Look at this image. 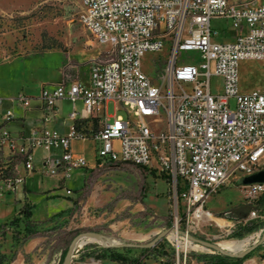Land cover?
Returning <instances> with one entry per match:
<instances>
[{"label":"built area","instance_id":"1","mask_svg":"<svg viewBox=\"0 0 264 264\" xmlns=\"http://www.w3.org/2000/svg\"><path fill=\"white\" fill-rule=\"evenodd\" d=\"M81 3L82 22L108 47L93 61L88 83L77 80L42 87L46 113L29 134H13L8 122L15 111L4 104L12 100L27 108L31 96L21 92L10 99L0 97V198L17 192L25 182L20 166L27 172L35 170L39 148L45 151L43 168L50 175L62 171L69 177L75 168L88 166L86 155L75 151L72 143L92 138L100 165L119 161L151 166L156 160L167 169L182 202L171 233L194 243L190 234L217 222L206 207L209 197L231 177L264 168V0ZM167 43L172 52L158 83L143 69L142 57ZM183 49L200 50L202 60L180 59ZM243 60L261 63V83L249 90L241 89ZM231 97L236 98L235 107ZM61 98L73 102L67 133L47 124ZM78 99L84 103L81 110L76 107ZM111 99L122 103L126 116L99 113ZM90 116L99 121L92 132L77 122ZM164 120L168 129L156 132L153 125ZM242 185L249 203L264 192V182ZM187 255L185 250L184 264Z\"/></svg>","mask_w":264,"mask_h":264},{"label":"rangeland","instance_id":"2","mask_svg":"<svg viewBox=\"0 0 264 264\" xmlns=\"http://www.w3.org/2000/svg\"><path fill=\"white\" fill-rule=\"evenodd\" d=\"M81 13V0H0V97L10 99L18 90L28 95L31 85L49 82L42 80L50 79L53 66L61 57L43 50L60 48L80 60L106 51L107 45L96 40L82 22ZM171 52L172 45L167 43L162 50H149L143 55V69L155 82H162ZM179 58L201 61L202 52L183 49ZM81 67L85 76L87 67L84 64ZM241 72L246 86L257 84L261 76L256 62L248 63ZM8 103L11 105L8 108L14 106L12 100ZM231 106H236L235 97H231ZM14 111L18 114L19 109ZM99 113L126 116L127 110L122 103L111 99ZM162 116L165 117L164 112ZM153 127L156 132L168 129L166 120ZM87 141L77 149L91 160L96 153L95 142L91 138ZM114 146L119 150V141ZM44 154L43 148L36 150L35 174L27 176L26 186L22 184L17 192H8L0 198V264H60L67 235H76L72 240L76 241V247L70 264H176L178 261L184 264L185 250L188 251L186 264H203L222 255L220 250L199 241L186 244L177 233H171L176 216L182 211V202L175 194L173 179L163 176L168 171L160 162L155 160L146 168L131 162L79 167L63 178V187L49 188L39 182ZM239 179L231 177L206 203L227 224H206L194 235L217 242L226 250L229 249L226 243L243 241L244 248L236 252L252 247L246 258L261 260L264 259V192L249 203ZM67 188L72 192L68 193ZM253 225L242 237L234 236L235 231ZM32 231L40 234L31 236ZM87 231L107 235L118 244L110 246L107 239L83 236ZM164 231L167 232L161 235ZM92 250L106 255L100 258L86 255ZM110 250L127 255L129 260H113L108 255Z\"/></svg>","mask_w":264,"mask_h":264},{"label":"crops","instance_id":"3","mask_svg":"<svg viewBox=\"0 0 264 264\" xmlns=\"http://www.w3.org/2000/svg\"><path fill=\"white\" fill-rule=\"evenodd\" d=\"M222 36L226 37V36H224V34ZM107 47H108V45L106 46V49H107ZM43 51H46L50 54H55V53L59 54L61 59L59 60V62L54 64L53 75L50 76V79L49 80H42V81H49V82H47V83L42 82L40 84H34V85H31L29 87V94L28 95L31 96L30 106H28L27 108H22V106H20L19 104H16V103L13 104L14 106L12 108L13 109L18 108L19 112H18V114L15 112V117L8 122V127L11 129L13 134L17 135V136L29 134L32 127H34L37 124L40 125V122L46 113V110L43 107V103L40 99V93H41L43 86H54L57 83H63V82L67 83V85H69L70 83L77 81V80L88 83L89 79H90V69H91V65H92L93 61L96 58L103 56V53H104V52H100L96 55L89 57L86 60H80V59H76L75 57L74 58L71 57V55L67 51L62 50L60 48L47 49V50H43ZM13 57H15V56H13ZM8 59H11V58H8ZM250 62L258 63V70L260 71L261 76H260V79L257 82V84L246 86L244 79H243V76H242V72H241V89L242 90H249L253 87L259 86L261 83L262 71H261V63L259 61L243 60L241 62V70L246 69L248 63H250ZM81 64H84L87 67V71H86L85 76H83L81 73V68H82ZM21 92L22 91L18 90L16 92H13V94L14 93H21ZM22 93H24V92H22ZM5 105L7 106L6 108L11 106L10 103H8V101ZM83 106H84L83 100L78 99L76 102V107L78 108V110H81L83 108ZM55 108H56V111L52 113V117L47 124L50 127L57 128L62 133H67L70 130V127L72 124V119L70 118L69 113L73 109V102L69 98H61V99L57 100ZM77 122L79 123V127L81 129L88 131V132H92L94 129L99 127L98 119L96 117H93V116L83 117V118L81 117L79 120H77ZM87 140H75V141H73V143H72L73 149L77 152H81V153L85 154L84 151L78 150L77 147L80 144L86 145V143L88 142ZM94 142H95V146H96V141L94 140ZM95 150H96V148H95ZM88 161H89L88 166L93 165V164H99L96 153H95L94 158H91V160H88ZM84 167H87V166H84ZM19 169L21 170V172H23L25 174L26 178H27V176H33L35 174V172H34L35 170H33L31 172H27L23 166H20ZM39 171L41 172V174H43L42 180L39 181V182H41V185H43V187H46V185L49 188L63 187V180H64L63 178H66V177H64L62 171H60L56 175L48 174L43 168L42 159H41V169ZM26 178H25V182L23 183L24 187L26 186ZM60 181H61V184H59ZM36 235H38V234H36ZM31 236H34V235H31ZM82 257L85 258L86 255L82 256ZM113 260H115V259H113ZM118 261H120V260H118ZM95 263H98V262H94V264ZM99 264H102V263H99ZM241 264H264V259L258 260L256 258H246L242 261Z\"/></svg>","mask_w":264,"mask_h":264},{"label":"trees","instance_id":"4","mask_svg":"<svg viewBox=\"0 0 264 264\" xmlns=\"http://www.w3.org/2000/svg\"><path fill=\"white\" fill-rule=\"evenodd\" d=\"M78 125H79V123H78ZM108 163L109 164H116V165H119L120 164L119 161H117V162L109 161ZM139 166H143V165H139ZM143 167L146 168L148 166H143ZM163 176H166L168 180H172V176L169 173H167V174L166 173H163ZM178 191H180V186L179 185H178ZM253 227H254V225L253 226H248L246 228L244 227L245 228L244 230L243 229H239V230H237V231L234 232V236L242 237L245 234V232L251 231L253 229ZM39 233L40 232H38V231H32L30 234L31 235H36V234H39ZM77 233H79V232H77ZM75 236L76 235H74L72 237H68V235H67L66 241L68 243L64 246V248H62V260H61L60 264H62V262H63V260L65 258V255H66V253H67V251H68V249L70 247L71 241L75 238ZM69 240H70V242H69ZM109 248L110 247L105 248V249H109ZM159 252H161V253L164 254L163 251H159ZM220 252H221L220 254H222V255H218V257L216 259H214V258L212 259L211 258V259L205 261V263H203V264H241L242 261L251 254V252L248 251L245 256L239 257L237 255H232V254L224 253L222 251H220ZM104 254H105V252L98 253L97 251L92 250V251L88 252L86 255H88V256H94L96 258H100ZM108 255L112 259L120 260V261H123V262H127L129 260V257L127 255H125V254H123V253H121L119 251H115V250H110L108 252ZM137 263H139V262H137Z\"/></svg>","mask_w":264,"mask_h":264},{"label":"water","instance_id":"5","mask_svg":"<svg viewBox=\"0 0 264 264\" xmlns=\"http://www.w3.org/2000/svg\"><path fill=\"white\" fill-rule=\"evenodd\" d=\"M240 183L242 184H246V183H252V182H257V181H260V182H264V168L263 169H260L258 171H255L253 173H250V174H247V175H243L242 177H240L239 179ZM172 230H175V225H173V227L170 229V231ZM167 231H164L163 233H161V235H164ZM181 233H184V231L180 230ZM84 235L83 236H92L94 238H101L103 240L107 239L109 240L108 241V244L111 246V245H114V244H118V242L116 240H113L111 239L109 236L107 235H102L101 233L99 232H96V231H87L85 233H83ZM189 237L193 240V241H199V242H202L204 244H206L207 246H210V247H213L215 249H218L224 253H228V254H232V255H237L239 257H243L246 255V253L252 248H248V249H245L243 251H240V252H231L229 250H226V249H223L221 247V245L217 242H214V241H210L208 239H202V238H198L196 237L195 235H192L190 234ZM76 247V241H72L71 244H70V247L65 255V258L62 262V264H70L71 262V256H72V251L73 249H75Z\"/></svg>","mask_w":264,"mask_h":264},{"label":"bare ground","instance_id":"6","mask_svg":"<svg viewBox=\"0 0 264 264\" xmlns=\"http://www.w3.org/2000/svg\"><path fill=\"white\" fill-rule=\"evenodd\" d=\"M212 216H214V219L217 221V223L220 226H223V225H226L227 224V222L221 221V219L219 217L215 216L214 214H212ZM189 242L190 241L188 239L185 240V243L186 244H188ZM225 245L229 248L228 250L234 251V252L239 251V250H241V249L244 248V242L243 241L229 242V243H226ZM99 263H95V264H99Z\"/></svg>","mask_w":264,"mask_h":264}]
</instances>
